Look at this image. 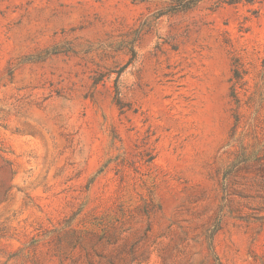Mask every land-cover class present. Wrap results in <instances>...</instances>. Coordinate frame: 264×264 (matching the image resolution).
<instances>
[{"label":"rangeland","instance_id":"rangeland-1","mask_svg":"<svg viewBox=\"0 0 264 264\" xmlns=\"http://www.w3.org/2000/svg\"><path fill=\"white\" fill-rule=\"evenodd\" d=\"M0 264H264V0H0Z\"/></svg>","mask_w":264,"mask_h":264},{"label":"trees","instance_id":"trees-1","mask_svg":"<svg viewBox=\"0 0 264 264\" xmlns=\"http://www.w3.org/2000/svg\"><path fill=\"white\" fill-rule=\"evenodd\" d=\"M117 104H118L119 106H121V108H124L123 103H122L119 99L117 100Z\"/></svg>","mask_w":264,"mask_h":264}]
</instances>
